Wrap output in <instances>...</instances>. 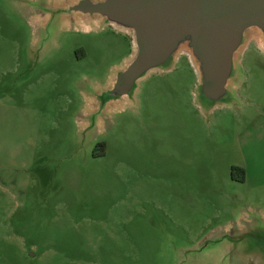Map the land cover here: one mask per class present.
Listing matches in <instances>:
<instances>
[{
    "label": "rangeland",
    "instance_id": "1",
    "mask_svg": "<svg viewBox=\"0 0 264 264\" xmlns=\"http://www.w3.org/2000/svg\"><path fill=\"white\" fill-rule=\"evenodd\" d=\"M63 1L0 0V264H249L241 250L264 242L260 38L221 104L196 97L181 52L98 112L131 38L98 17L39 22L37 5Z\"/></svg>",
    "mask_w": 264,
    "mask_h": 264
},
{
    "label": "water",
    "instance_id": "2",
    "mask_svg": "<svg viewBox=\"0 0 264 264\" xmlns=\"http://www.w3.org/2000/svg\"><path fill=\"white\" fill-rule=\"evenodd\" d=\"M37 7L43 9L35 12L39 22L50 19L51 12L72 26L98 17V24L130 35L131 59L110 86L93 96L98 112L132 99L141 80L168 71L181 52L198 74L196 97L205 104H221L237 79L235 57L247 33L257 34L264 47V0H65ZM241 254L249 264H264V242Z\"/></svg>",
    "mask_w": 264,
    "mask_h": 264
},
{
    "label": "trees",
    "instance_id": "3",
    "mask_svg": "<svg viewBox=\"0 0 264 264\" xmlns=\"http://www.w3.org/2000/svg\"><path fill=\"white\" fill-rule=\"evenodd\" d=\"M240 174L241 175V179L237 180V178L235 179V176ZM230 175H231V178L235 181H243L244 180V175H245V171L243 168H240V167H231V170H230Z\"/></svg>",
    "mask_w": 264,
    "mask_h": 264
},
{
    "label": "crops",
    "instance_id": "4",
    "mask_svg": "<svg viewBox=\"0 0 264 264\" xmlns=\"http://www.w3.org/2000/svg\"><path fill=\"white\" fill-rule=\"evenodd\" d=\"M131 45H132V42H131ZM132 48H133V46H132ZM134 50V49H133ZM245 171V170H244Z\"/></svg>",
    "mask_w": 264,
    "mask_h": 264
}]
</instances>
